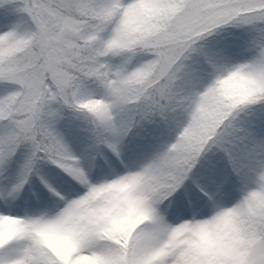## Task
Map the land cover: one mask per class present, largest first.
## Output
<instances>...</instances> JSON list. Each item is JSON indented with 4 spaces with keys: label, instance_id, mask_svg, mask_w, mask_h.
Returning a JSON list of instances; mask_svg holds the SVG:
<instances>
[{
    "label": "snow or ice",
    "instance_id": "6c2138e0",
    "mask_svg": "<svg viewBox=\"0 0 264 264\" xmlns=\"http://www.w3.org/2000/svg\"><path fill=\"white\" fill-rule=\"evenodd\" d=\"M0 264H264V0H0Z\"/></svg>",
    "mask_w": 264,
    "mask_h": 264
}]
</instances>
